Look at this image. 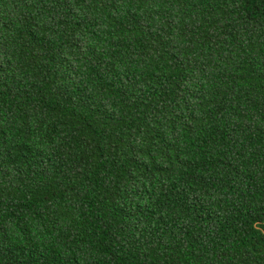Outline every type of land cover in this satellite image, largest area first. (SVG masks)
Wrapping results in <instances>:
<instances>
[{"label": "trees", "instance_id": "16d2710c", "mask_svg": "<svg viewBox=\"0 0 264 264\" xmlns=\"http://www.w3.org/2000/svg\"><path fill=\"white\" fill-rule=\"evenodd\" d=\"M0 264H264V0H0Z\"/></svg>", "mask_w": 264, "mask_h": 264}]
</instances>
